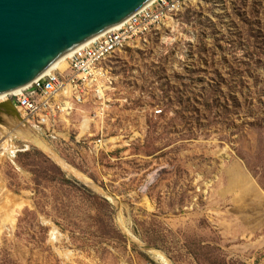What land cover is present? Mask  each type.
I'll return each instance as SVG.
<instances>
[{"label": "rangeland", "instance_id": "1", "mask_svg": "<svg viewBox=\"0 0 264 264\" xmlns=\"http://www.w3.org/2000/svg\"><path fill=\"white\" fill-rule=\"evenodd\" d=\"M111 65L110 154L32 127L80 178L0 123V264H264V0H182Z\"/></svg>", "mask_w": 264, "mask_h": 264}, {"label": "built area", "instance_id": "2", "mask_svg": "<svg viewBox=\"0 0 264 264\" xmlns=\"http://www.w3.org/2000/svg\"><path fill=\"white\" fill-rule=\"evenodd\" d=\"M181 5L182 0H156L143 7L113 29L73 50L64 70L56 69L36 78L10 95V100L35 128L63 126L80 131L79 125L73 126L72 122L78 115V119L85 117L89 129L77 133L78 136L94 139L91 146L96 152L110 154L114 143L106 140V126L116 86L111 60L123 50L148 40L181 10ZM161 114L162 111L157 112Z\"/></svg>", "mask_w": 264, "mask_h": 264}, {"label": "water", "instance_id": "3", "mask_svg": "<svg viewBox=\"0 0 264 264\" xmlns=\"http://www.w3.org/2000/svg\"><path fill=\"white\" fill-rule=\"evenodd\" d=\"M150 1L0 0V95L28 85ZM3 107L17 111L11 101Z\"/></svg>", "mask_w": 264, "mask_h": 264}, {"label": "bare ground", "instance_id": "4", "mask_svg": "<svg viewBox=\"0 0 264 264\" xmlns=\"http://www.w3.org/2000/svg\"><path fill=\"white\" fill-rule=\"evenodd\" d=\"M156 0H151L149 3H147L145 6H149L152 3H154ZM113 29V27H111ZM109 29V30H111ZM108 31V30H107ZM106 31V32H107ZM105 33V32H104ZM72 52L66 54L62 58H60L58 61H56L54 64H52L48 69H46L40 76L37 78H41L43 76H46L47 74L52 73L54 70H64L67 67V58ZM20 89L14 90L10 92V94H2L0 95V103L9 101V97L12 94L18 93ZM17 111L15 112L13 109L8 108H0V123L5 125V127H2V129L9 130L12 135H15L17 137H20L25 142L30 143L38 147L41 151L45 152L49 158L56 163L58 167H60L64 172H66L71 177L80 178L71 168L67 167L51 150L48 148L42 139L38 137V135L32 130V127L35 128L34 123L31 121H24L20 117V110L16 107ZM21 113V112H20ZM22 114V113H21ZM5 119V122L2 119V116ZM82 121L81 125L79 126L81 128L82 133L86 132L89 129V123L88 120L85 117H82L79 119ZM31 126V127H30ZM83 180V178H82ZM87 185V184H86ZM89 185V184H88ZM91 186V185H90ZM119 219V218H118ZM117 219V220H118ZM122 222V221H121ZM121 222L118 223L119 226L121 225ZM125 225V224H124ZM123 225V226H124ZM122 227V226H121ZM123 228V227H122ZM124 229V228H123ZM127 230V229H126ZM128 231V230H127ZM129 235V234H128ZM132 239V238H131ZM133 240V239H132ZM134 241V240H133ZM141 248V247H140ZM152 249V248H151ZM151 253L153 254L154 258L158 261L159 264H171L170 261L166 258V256L158 251L151 250Z\"/></svg>", "mask_w": 264, "mask_h": 264}]
</instances>
